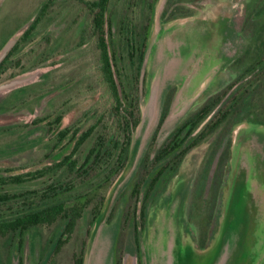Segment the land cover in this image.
Instances as JSON below:
<instances>
[{"label": "rangeland", "instance_id": "rangeland-1", "mask_svg": "<svg viewBox=\"0 0 264 264\" xmlns=\"http://www.w3.org/2000/svg\"><path fill=\"white\" fill-rule=\"evenodd\" d=\"M45 1L0 0V62L18 44L0 77V171L10 174L56 162L72 148L64 142L45 158L48 125L32 126L34 121L61 112L59 130L96 100L98 111L108 107L93 44L80 48L82 22L69 25L75 6L57 2L20 41ZM121 4L113 0V9ZM144 58L128 161L97 192L98 212L93 201L57 251L64 222L25 232L22 245L16 239L8 251L0 240V264H71L82 242L83 264H264V0H157ZM229 86L238 110L188 150L175 176L150 197L136 245L131 207L125 215L141 160L209 96ZM79 91L85 96L75 99ZM93 120L94 113H87L81 131ZM41 186L38 181L12 190Z\"/></svg>", "mask_w": 264, "mask_h": 264}, {"label": "trees", "instance_id": "trees-1", "mask_svg": "<svg viewBox=\"0 0 264 264\" xmlns=\"http://www.w3.org/2000/svg\"><path fill=\"white\" fill-rule=\"evenodd\" d=\"M59 1L78 9L77 14L70 17L69 25L82 22L77 36L80 48L87 43L93 44L98 85L103 88V96H107L108 107L98 111L96 100L87 112L94 113V120L83 131L80 125L87 119V113L71 126L59 130L63 119L61 112L31 124L38 126L47 122L46 134L50 139L45 158L64 142L72 143V148L60 160L32 171L17 174H10V170L0 171V240L7 251L16 239L19 240L18 245H22L21 238L25 232L40 227L49 228L61 222L65 224V239L58 240L56 251L60 245L66 244L83 211L93 201L94 213L98 212L97 192L108 182L112 184L123 172L133 132L139 123L135 93L157 0H120L122 4L118 11L113 9V0H46L20 41L28 39L44 18L51 15ZM17 46L0 62V77L10 68L11 62L8 61ZM17 61L13 63L17 65ZM255 65L250 73L256 69ZM232 88L229 86L209 96L166 135L153 153L147 151L141 160L129 194L132 206L128 205L125 215L129 217L131 207L136 245L138 233L143 231L146 223L150 197L175 176L188 150L226 123L230 115L238 110L236 102L239 99L236 101ZM88 90L90 88L86 89L87 93ZM73 95L75 99L85 96L80 91ZM69 102L70 98L65 99L62 105ZM88 143L90 146L83 155ZM38 181L42 185L40 188L12 190ZM84 253L85 242H82L78 252L72 254L71 264H83ZM18 264L23 263L19 260Z\"/></svg>", "mask_w": 264, "mask_h": 264}]
</instances>
